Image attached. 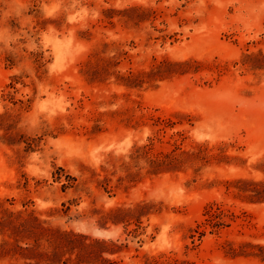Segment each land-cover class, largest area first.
I'll return each instance as SVG.
<instances>
[{
  "label": "rangeland",
  "instance_id": "374dc122",
  "mask_svg": "<svg viewBox=\"0 0 264 264\" xmlns=\"http://www.w3.org/2000/svg\"><path fill=\"white\" fill-rule=\"evenodd\" d=\"M263 164L264 0H0V215L66 233L41 264H264L226 187Z\"/></svg>",
  "mask_w": 264,
  "mask_h": 264
},
{
  "label": "trees",
  "instance_id": "16d2710c",
  "mask_svg": "<svg viewBox=\"0 0 264 264\" xmlns=\"http://www.w3.org/2000/svg\"><path fill=\"white\" fill-rule=\"evenodd\" d=\"M246 56L256 58L257 55L247 54ZM252 66V65H251ZM254 68V66H252ZM181 156L166 153L162 158L150 159L155 166H163L167 164H175L180 160ZM264 170V164H263ZM228 190H233L234 194L242 196L250 201L264 200V180H255L253 178L239 177L226 184ZM203 219L196 226L195 231L200 234L205 233L207 229L213 231L222 226L228 225L226 219H233L238 216L230 208H226L223 203L213 200L208 202L203 211ZM0 222L3 226L4 233L9 237L4 238L0 242V254L15 256L17 253L22 257H28L29 260L23 264H41L42 260H50L51 256L57 253L58 236L66 234L58 232L55 236L52 232L43 227L40 220L32 213L23 216L20 211L4 208L1 210ZM9 230V232L7 231ZM47 241L48 246H44L43 242ZM32 241V242H31ZM25 243V244H23ZM95 243L104 244L103 240H96ZM44 247V249H40ZM46 247V248H45ZM50 248V249H49ZM28 252L32 254L27 255ZM34 253V254H33ZM64 264H67L64 261Z\"/></svg>",
  "mask_w": 264,
  "mask_h": 264
}]
</instances>
